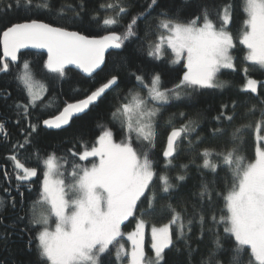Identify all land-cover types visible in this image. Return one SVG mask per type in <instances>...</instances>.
Wrapping results in <instances>:
<instances>
[{
	"label": "snow or ice",
	"instance_id": "obj_1",
	"mask_svg": "<svg viewBox=\"0 0 264 264\" xmlns=\"http://www.w3.org/2000/svg\"><path fill=\"white\" fill-rule=\"evenodd\" d=\"M90 3L91 0H76L66 9L56 8L52 0H0V22L12 13L18 14L0 32V73L10 72L21 49L33 47L47 49L44 68L48 73L62 78L67 74L66 66L75 65L93 77L98 69L103 71L105 51L121 49L126 41L137 38L139 22L147 21L157 8L160 11L154 22L145 28L146 37L153 29L157 32L155 41H146L147 55L164 60L166 49H170L173 58L168 62L180 64L183 59L185 70L179 83L167 88L158 72L153 71L146 79L139 70L129 68L128 75L135 79V86L123 96L114 97L118 102L110 112L111 122L119 125L123 135L119 143L110 128L98 125L101 134L91 145L80 140L82 150L73 146L57 156L55 152L41 153L33 148L31 156L22 160L20 153L31 148L43 132L70 127L74 118H80L110 92L117 91L121 74H109L106 82L94 90H85L82 99L63 101L59 114L52 116L50 110L61 103L59 98L56 103L51 98L45 102L42 93L47 88L36 79L30 62L18 65L15 79L27 102H14V106L26 127L21 128L23 139L11 145L7 157L13 163L17 196L10 197V202L0 197V225L5 228L0 238L6 241L7 229H15L24 220L17 214L16 224L4 225L10 207L24 211L28 219L25 228L35 233L29 240L30 245L36 241L34 264H173L170 252L175 264H194L193 254L206 237L209 243L197 264H264V91L258 93V86L264 90V81L248 77L242 90L257 94L256 103H221L211 117L215 123L210 122L204 135L197 131L200 119L186 118V113L180 112L179 117L186 119L176 127L177 114L169 115L164 126L171 131L162 152V165L155 153L162 110L171 101H191L205 90L222 92L231 86V81L221 80L220 75L222 70H237V43L247 49L244 59L264 74V0H180L179 6L175 2L162 5L160 0H146L126 24L124 17L136 6L133 0H109L98 7H90ZM237 7L245 18L234 37L231 26ZM52 13L58 19L79 21L82 26L96 23L107 34L90 38L81 31L39 18ZM117 28H123V32H117ZM242 71L247 77L249 66ZM9 95L5 90V98ZM150 101L158 106L150 107ZM241 107L243 112L238 111ZM34 109H40V114L33 120ZM253 129L254 158L249 159L245 155L246 136ZM0 136L5 140L9 137L3 121ZM213 141L220 142L219 146H211ZM185 142V150L193 155L188 163L176 164ZM206 143L210 146L201 147ZM29 160L34 166L29 165ZM177 168L180 171L170 175ZM190 168L196 169L199 182L198 191L192 193L195 203L189 213L188 201L181 199L179 206L172 201L187 181ZM41 175L36 198L24 208L26 198L20 187L27 185L31 190L35 183L32 178L39 180ZM4 178L11 179L7 172ZM3 191L10 193L9 188ZM218 201L224 205L219 216L212 210ZM157 213L170 218L159 225L145 219ZM130 218L135 220V227L125 233L122 226L127 227L125 222L130 223ZM146 225H150L151 256L145 251ZM125 235L131 242L130 252L120 243ZM117 245L113 253L110 246ZM181 255L184 259H180Z\"/></svg>",
	"mask_w": 264,
	"mask_h": 264
},
{
	"label": "trees",
	"instance_id": "obj_2",
	"mask_svg": "<svg viewBox=\"0 0 264 264\" xmlns=\"http://www.w3.org/2000/svg\"><path fill=\"white\" fill-rule=\"evenodd\" d=\"M41 2H47V0H41ZM53 5L56 8L65 7L66 9L73 5L76 0H52ZM102 2H109V0H91L90 7H98ZM114 2V0H112ZM173 2L177 6L180 5V0H160L162 5H172ZM136 5L131 9V13L124 17V23L126 24L132 15L140 10V6L146 3V0H133ZM190 11L194 9H189ZM160 9L157 8L151 13L147 21H142L140 23L139 35L137 38H133L130 41L125 42V47L121 49L111 48L105 55V63L97 71L98 74L93 77H86L82 75L75 69L66 67V76L58 78L55 74H50L44 68V62L46 55L41 52H35L30 50L22 51L18 54V61L11 65V70L8 74L0 73V121H3L6 125V129L9 133V137L5 140L0 136V197H4L9 200L10 197L17 196V184L15 181V173L13 172V163L7 158L11 154V145L16 143L18 140L23 139L21 128L26 127V122L17 115V111L14 106V102H27V97L25 92L22 90L21 86L18 85V81L15 79L16 73L18 71V65L22 66L24 61H29L30 65L34 71L36 79L41 82L47 91L42 93V97L45 102H48V98H51L52 103H56L57 98H59V103L56 108L50 110V115H54L58 112V109L63 107V101H73L75 99L83 98L85 95V90L93 89L100 86L103 82H106V78L109 74H114L119 72L121 74L120 88L115 92H110L107 98L104 99L99 105L88 111L86 114L82 115L80 118H74L70 127L66 129H49L43 132L35 141L34 145L29 148L26 152L20 153V158L23 160L25 157H29L32 154L33 148H37L41 153L55 152L57 156L63 155L67 149L76 146L75 150H82L79 147L80 140L87 142L89 145L94 143L97 136L101 133L98 125H106L114 133V140L120 142L123 139L120 127L118 124H113L110 120V112L112 106L118 101L114 99L117 96H123L127 93L129 88H134L135 79L128 75L129 68L131 71H137L146 75V79L150 78L153 71L158 72L161 76L162 83L164 87L171 88L175 84L179 83L182 77L183 62L180 64H171L168 61L172 59V54L169 50H166V58L164 60H153L147 55V48L145 47L147 40L155 41L157 38V32L155 29L152 30L151 34L147 37L145 36V28L148 23L154 22L155 17L158 15ZM71 15V12H68ZM18 14L12 13L10 16L5 17L3 22H0V32H2L4 25L9 19H17ZM40 19L45 22L53 23L57 26H66L70 30L81 31L83 34L90 37L99 38L102 35L107 34L102 26L92 23L90 26H82L79 21L73 22L68 19H58L54 13L48 15H40ZM245 16L242 14L239 7L236 9L235 22L231 26L232 33L235 36L238 35V31L243 23ZM86 20L88 17L85 18ZM117 32H123V28L115 29ZM159 34H162L160 32ZM247 53L246 47L237 43V47L234 50V55L236 56V71L232 70H222L220 75L221 80L231 81V86L226 87L224 91L219 90H205L203 94L196 95L191 101H171L170 104L162 110V116L160 117V128L158 129V138L156 141L155 153L156 158L159 163L163 164L162 157V147L165 143V138L167 133L171 130L164 126V122L167 120L169 115L176 113V119L174 124L179 127L185 122L187 117L198 118L201 120V127L197 131L201 135H204V130L209 127L211 117L215 116L219 110L221 103H230L231 100L237 101H247L248 103H256L254 97L257 94L250 93L248 91L242 90L240 85L245 80V74L242 69L245 66H249L248 76H251L258 81H264V74L257 70L255 66L251 65V62L244 59ZM0 56H2L1 45H0ZM10 95L5 98L4 91ZM264 91L258 86V93ZM79 92V95L77 93ZM145 96L146 92L143 93ZM156 106H158L156 104ZM33 120L36 115L40 114V109H34ZM238 111L243 112L244 108L241 107ZM186 113V118L181 119L179 113ZM199 116L197 117V114ZM50 117L45 115L44 118ZM19 121V123H18ZM239 122V121H237ZM254 129L249 131L246 136L247 143L245 145L246 152L245 155L252 159L254 158ZM218 141L211 142V146H219ZM210 146L208 143L201 145V147ZM187 145H181V154L176 159L174 163H188L192 157V153H188L186 149ZM199 162V161H198ZM30 166H34L31 160L28 161ZM180 170L177 168L173 170L170 175L175 176ZM7 172L11 177L10 180L4 178V173ZM224 173L221 172V176ZM210 178V177H209ZM35 183L32 184L31 190L28 186L20 187V192L25 194V202L23 207L27 208L31 201L36 198L37 189L39 188L40 182H42V175L40 179L37 180L36 177L32 178ZM199 177L195 168H190L188 172V179L184 185L179 189L176 198L172 201L174 205L179 206L180 200H186L189 202V213L191 212V204L195 203V198L192 193L198 191ZM4 188H9L10 193H5ZM223 201L214 202L212 210L216 212L217 216L221 214L223 209ZM208 211V209H206ZM17 214L24 217L22 223H19L15 229L8 228L7 240L0 238V264H34L36 261L35 256V245L36 241L32 240L31 245L29 244L30 237L34 236L35 233L29 231L25 228L28 223L27 217H25L24 211H18L17 209H11L10 207L5 213L4 225L16 224ZM170 217L167 214L161 215L157 213L154 217H145V219L152 220L157 225L161 223H166ZM130 223L125 222L127 227H122L126 229L132 227L135 220L130 218ZM5 231L3 225H0V234ZM124 240L122 238L120 241ZM147 236V244H148ZM125 243V241H124ZM197 241L195 239V230L193 233V247H196ZM209 240L206 237L202 243L199 244V249L193 254L194 264L200 260L201 256L206 251V245H208ZM113 248V253L117 246H110ZM147 254L152 255L150 246L146 247ZM169 258L173 260L175 264V257L173 253H169ZM113 259L115 256L113 255ZM180 259H184L181 255Z\"/></svg>",
	"mask_w": 264,
	"mask_h": 264
},
{
	"label": "rangeland",
	"instance_id": "obj_3",
	"mask_svg": "<svg viewBox=\"0 0 264 264\" xmlns=\"http://www.w3.org/2000/svg\"><path fill=\"white\" fill-rule=\"evenodd\" d=\"M162 34L163 35H166V33H163L162 32ZM166 50H169L170 51V53H171V50L170 49H166ZM172 54V53H171ZM172 58H173V54H172ZM182 62H183V64L185 63V60H181ZM248 77H250V78H252V79H255V78H253V77H251V76H245V80H244V82L240 85V88H242V89H244V85L246 84V80H247V78ZM257 80V79H256ZM149 106L150 107H152V106H156V103L155 102H149ZM101 134V133H100ZM99 134V135H100ZM98 135V136H99ZM97 136V137H98ZM115 142H117V143H119L118 141H115ZM163 148V147H162ZM52 227L54 228V224L52 225ZM123 227V226H122ZM134 227H135V223L133 224V226L131 227H128V228H126V229H123L122 228V231L123 232H125V233H127V232H130V231H132V230H134ZM147 236H148V244H147ZM124 238V240H122V241H120V243H124V241H125V250L127 251V252H130L131 251V242L130 241H127V238H126V235L123 237ZM147 246H150V225H146V228H145V251H146V247ZM117 247H118V245H117ZM146 254H147V251H146ZM148 255V254H147Z\"/></svg>",
	"mask_w": 264,
	"mask_h": 264
},
{
	"label": "water",
	"instance_id": "obj_4",
	"mask_svg": "<svg viewBox=\"0 0 264 264\" xmlns=\"http://www.w3.org/2000/svg\"><path fill=\"white\" fill-rule=\"evenodd\" d=\"M70 30V29H69ZM73 31H75V30H73ZM83 34V33H82ZM85 35V34H84ZM90 37V36H89ZM90 38H97V37H90ZM0 45H1V51H2V55H3V46H2V43H0ZM111 48H109V49H107L106 51H105V53H104V59H105V55H106V53L110 50ZM25 50H30V51H35V52H41V53H44L45 55H46V59H45V61L47 60V57H48V53H47V49H43V48H33V47H28V48H24V49H21L20 50V52H22V51H25ZM19 52V53H20ZM18 53V54H19ZM103 65V64H102ZM102 65H101V67H102ZM66 67H68V68H72V69H75V70H77L78 72H80L82 75H84V76H86V77H89L86 73H83L80 69H78V68H76V66L75 65H68V66H66ZM99 70V69H98ZM97 70V71H98ZM84 98V97H83ZM80 99H82V98H80ZM62 109V108H61ZM57 114H59L58 112L56 113V114H54V115H57ZM53 115V116H54ZM47 118H50V117H47ZM53 130H55V129H53ZM171 131V130H170ZM169 131V132H170ZM168 134V133H167ZM166 140H167V135H166V138H165V143H164V146H163V148H162V152H163V150H164V148L166 147ZM161 152V153H162Z\"/></svg>",
	"mask_w": 264,
	"mask_h": 264
}]
</instances>
